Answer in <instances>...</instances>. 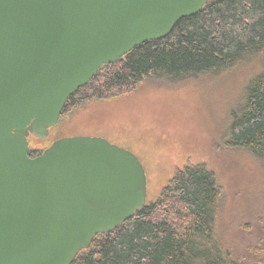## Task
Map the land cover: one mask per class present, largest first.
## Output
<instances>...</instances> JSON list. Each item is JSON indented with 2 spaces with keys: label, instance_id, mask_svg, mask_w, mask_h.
Returning a JSON list of instances; mask_svg holds the SVG:
<instances>
[{
  "label": "water",
  "instance_id": "1",
  "mask_svg": "<svg viewBox=\"0 0 264 264\" xmlns=\"http://www.w3.org/2000/svg\"><path fill=\"white\" fill-rule=\"evenodd\" d=\"M209 0H0V264H71L146 204L139 158L103 137L45 139L69 97Z\"/></svg>",
  "mask_w": 264,
  "mask_h": 264
},
{
  "label": "trees",
  "instance_id": "2",
  "mask_svg": "<svg viewBox=\"0 0 264 264\" xmlns=\"http://www.w3.org/2000/svg\"><path fill=\"white\" fill-rule=\"evenodd\" d=\"M249 55H257L262 65L248 85L240 112L234 113L226 144L246 149L264 166V0H209L197 14L180 19L166 37L103 65L69 97L62 114L82 100L126 95L147 76L185 79ZM251 169V181H258L262 190L261 174ZM218 183L206 165H186L154 201L115 230L97 235L71 264H264L262 238L251 237L249 257H239L232 256L218 234ZM261 204L259 196L258 207ZM241 223L246 228V221Z\"/></svg>",
  "mask_w": 264,
  "mask_h": 264
},
{
  "label": "rangeland",
  "instance_id": "3",
  "mask_svg": "<svg viewBox=\"0 0 264 264\" xmlns=\"http://www.w3.org/2000/svg\"><path fill=\"white\" fill-rule=\"evenodd\" d=\"M261 65L257 55H249L185 79L147 76L132 92L106 101L82 100L60 116L45 139L29 136V151L41 153L62 137H103L141 161L146 202L154 201L186 165L204 164L222 193L218 234L232 256L249 257L251 237L264 240V186L261 190L258 181H251V167L264 181V166L246 149L226 143L234 113L240 112Z\"/></svg>",
  "mask_w": 264,
  "mask_h": 264
},
{
  "label": "flooded vegetation",
  "instance_id": "4",
  "mask_svg": "<svg viewBox=\"0 0 264 264\" xmlns=\"http://www.w3.org/2000/svg\"><path fill=\"white\" fill-rule=\"evenodd\" d=\"M39 153H40V152H38V153H36V154H33V153L30 152V155L32 154L31 156L33 157V156L38 155Z\"/></svg>",
  "mask_w": 264,
  "mask_h": 264
}]
</instances>
